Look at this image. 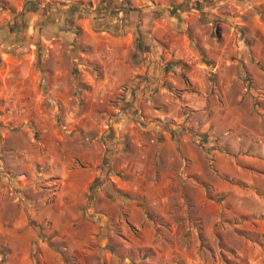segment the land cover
<instances>
[{"label":"crops","instance_id":"crops-1","mask_svg":"<svg viewBox=\"0 0 264 264\" xmlns=\"http://www.w3.org/2000/svg\"><path fill=\"white\" fill-rule=\"evenodd\" d=\"M263 143L264 0H0V264H199Z\"/></svg>","mask_w":264,"mask_h":264},{"label":"rangeland","instance_id":"rangeland-1","mask_svg":"<svg viewBox=\"0 0 264 264\" xmlns=\"http://www.w3.org/2000/svg\"><path fill=\"white\" fill-rule=\"evenodd\" d=\"M176 10L177 8L173 12ZM203 11H200L199 15L206 17ZM261 161L263 165L264 159ZM252 206L253 212L259 213L260 205ZM193 212L195 218L193 221L190 220L189 227L196 230V242L200 244L199 264H264V246L259 244L260 242L264 243V238H262L264 234L259 232L264 228V222L253 221L255 219H252L251 214H244L236 205H228L227 216H223L225 213L223 211V219L216 225H212V232L209 235L205 230L202 213L214 216L218 212L214 210L210 212L209 207H196ZM249 236L259 243L253 242Z\"/></svg>","mask_w":264,"mask_h":264},{"label":"trees","instance_id":"trees-1","mask_svg":"<svg viewBox=\"0 0 264 264\" xmlns=\"http://www.w3.org/2000/svg\"><path fill=\"white\" fill-rule=\"evenodd\" d=\"M256 237H258V236H256ZM249 238L253 241V242H257V243H259L256 239H254L253 237H250L249 236ZM262 238H264V236H262ZM261 246H264V243L263 242H260L259 243ZM136 253H138V254H142L143 253V256L144 257H147V256H153V251L152 250H146V251H144V252H142V251H137Z\"/></svg>","mask_w":264,"mask_h":264}]
</instances>
